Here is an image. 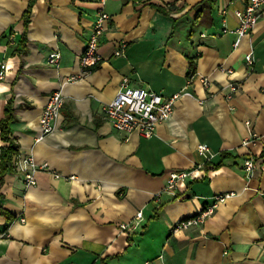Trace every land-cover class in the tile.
<instances>
[{"label": "crops", "instance_id": "0c3cea01", "mask_svg": "<svg viewBox=\"0 0 264 264\" xmlns=\"http://www.w3.org/2000/svg\"><path fill=\"white\" fill-rule=\"evenodd\" d=\"M30 1L0 0V63L8 67L0 123L13 99L12 137L48 169L34 186L16 171L0 184V206L12 215H0V264H264V13L235 47L231 30L246 0H36L18 53ZM101 9L112 17L98 47L102 62L84 72L79 57ZM120 42L126 47L116 55ZM54 51L57 64L49 62ZM124 78L180 95L151 138L114 130L102 112ZM229 83L239 85L232 95ZM59 90L65 105L56 128L37 141ZM247 139L254 142L243 145ZM249 157L257 164L248 173ZM181 170L190 176L167 190ZM224 193L232 195L204 224L174 230ZM139 211L141 225L122 230Z\"/></svg>", "mask_w": 264, "mask_h": 264}, {"label": "built area", "instance_id": "2783aa9c", "mask_svg": "<svg viewBox=\"0 0 264 264\" xmlns=\"http://www.w3.org/2000/svg\"><path fill=\"white\" fill-rule=\"evenodd\" d=\"M101 2L104 4L106 0H101ZM263 13L264 0H246L245 8L236 13L239 19L238 27L231 30V33L236 36L235 47L240 45L242 39L252 34ZM111 19L112 17L103 9L97 13L87 46L79 57L84 72L94 71L100 66L102 57L98 53V47L105 31L108 29ZM224 32L229 31L225 28ZM125 47V42L118 43L115 54L121 55ZM60 57L61 54L58 51H54L49 55V62L57 64ZM246 63L249 67L254 66L255 57L253 51L246 54ZM7 68L5 63H0V80L6 77ZM202 83L204 86L210 85V81L207 78H204ZM228 88L232 95L239 90V85L229 83ZM179 98V94L165 96L149 89L133 87L129 84V79L124 78L116 97L102 107V112L114 130L126 134L136 131L145 138H151L154 136L158 125L168 121L172 117ZM64 105L65 98L60 90L50 95L39 121L40 135L37 141L42 140L55 130ZM246 124L247 126H251V122L249 121ZM252 136L253 138L257 137L255 133ZM253 142L254 139H247L243 142V145H249ZM198 151L206 159H210V148L206 144L199 145ZM256 164V159L249 157L245 161L246 171L248 173L251 172ZM13 165L15 171L22 174L23 181L27 186L36 185V173L40 170L48 169L46 163L37 165L32 155H25L20 150L14 156ZM189 176L190 172L187 170L171 173L167 190L172 191L178 183H184ZM231 195V193L217 195L213 204L205 207L194 216L178 221L174 230H187L194 226H201L216 212L218 206L230 198ZM143 220V212L139 211L135 220L128 224H121L120 228L130 232L135 231ZM147 264H152V262H147Z\"/></svg>", "mask_w": 264, "mask_h": 264}, {"label": "trees", "instance_id": "16d2710c", "mask_svg": "<svg viewBox=\"0 0 264 264\" xmlns=\"http://www.w3.org/2000/svg\"><path fill=\"white\" fill-rule=\"evenodd\" d=\"M214 0H205L203 4L208 3L210 4ZM36 0H31L27 11L23 15V20L25 24V30L22 36L21 43L19 45L18 53H23L26 50V42H27V28L30 23V16L32 13V8ZM158 9V11L168 14V11L161 6L153 5ZM191 70H195V65L193 61H190ZM15 109H14V100H8L5 108V116L0 123L1 129V139L7 145L0 148V184L4 182V178L7 174L15 172L13 160L14 156L20 150L17 144L15 143L12 137V128L11 125L14 121H16ZM226 154L224 153L223 156ZM219 166V165H218ZM0 215L5 216L8 219L12 218L10 212L6 211L0 206Z\"/></svg>", "mask_w": 264, "mask_h": 264}]
</instances>
